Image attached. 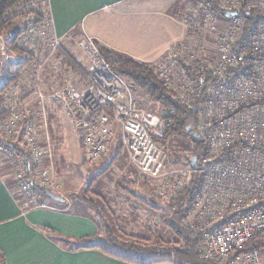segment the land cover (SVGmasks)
<instances>
[{"label":"built area","instance_id":"obj_1","mask_svg":"<svg viewBox=\"0 0 264 264\" xmlns=\"http://www.w3.org/2000/svg\"><path fill=\"white\" fill-rule=\"evenodd\" d=\"M202 3L194 14L204 17L206 31L213 34L222 27L217 58L198 56L203 49L199 40L189 46L180 42L164 55L172 59L173 74L160 64L158 76L164 87L175 91L173 98L189 109L198 108L192 132L201 138L204 151L197 159V170L168 167L167 150L151 133L169 110L155 114L140 109L133 88L113 71L93 40L76 42L88 59L80 83L57 89L53 98L80 131L88 167L106 156L119 128L132 163L144 178L155 182L158 198L169 200L189 184L193 171L199 172L201 180L184 221L202 237V260L264 264L263 248L245 249L253 238H264V0ZM40 6H45L43 19L32 23L35 17L30 14L23 25L19 44L30 48L24 50L35 61L4 105L9 114L0 122L4 140L0 155L12 167V178L26 202L47 208L43 189L58 193L63 180L45 166L35 111L19 97V88L27 95L42 91L43 70L57 68L54 56L64 45L46 1L33 0L29 8L33 12Z\"/></svg>","mask_w":264,"mask_h":264},{"label":"rangeland","instance_id":"obj_2","mask_svg":"<svg viewBox=\"0 0 264 264\" xmlns=\"http://www.w3.org/2000/svg\"><path fill=\"white\" fill-rule=\"evenodd\" d=\"M202 1L203 0H176L174 9L178 8L174 10V13L175 11L178 12V18L187 28V34L183 41H181V44L187 41V46H189L192 45L193 41L199 40L200 46L203 47V49L201 52H198L197 55L211 61L217 58V40L223 32L221 31V27L217 33H208V31H206L204 17L200 19L194 14V10L199 8V4L202 6ZM28 9H30L28 6H21L20 10L14 9L15 12L13 15L22 14L19 21L22 28L25 22H29L30 13H28ZM202 23H204V25H201ZM198 29H200L201 32H199ZM196 34L198 35L194 36ZM27 35H29V33ZM20 38L14 45L21 49L26 47L30 49L28 46L22 48L19 44V42L22 43ZM83 38L84 37L81 35H71L63 41V48L57 51V55L55 54L54 56V60H57L54 66L57 65V68L53 69L46 67L43 70L40 82L42 88L41 92L38 91L35 93V90L32 89L31 91L34 90L32 92L33 94L27 95L23 92L24 90H22V88H19V91L22 93L19 97L35 111L34 114L37 118L36 134H38L39 142L45 150V166L57 178L63 180V185L60 191H58V194L63 197L73 199V197L76 196H86L96 199V194H102L109 202L113 201L112 206L117 210V214L120 218H122V227L124 226L123 228L127 231L126 233H132V235H137L143 239L141 241L126 239L129 240V243L139 242L142 246L155 245L165 248L170 247V245L173 246L177 242L175 240L178 239L171 235H169L171 239L168 237V233L170 234V232L168 231L167 224L171 221L169 215L164 216V213L156 212L146 204V202H149V204L162 206L164 201L156 195V191L154 190L156 186L155 182L144 178L138 167L132 163L129 152L122 144L120 129H117L113 144L106 156L95 166L88 167L80 131L70 124L61 106L53 98V94L57 89L68 84H74L78 81L80 83V76L85 74L88 66V59L76 45V42ZM0 41V85L4 82L5 77L13 78L17 73L19 75L18 81L11 84L9 87L10 91L8 90L3 96L2 109L6 112V116H8L9 112L4 108V105L6 106L5 103L9 100L7 98L10 92H14L18 88L17 84L22 78L29 73L31 70L30 63H33L35 58H33L34 56L29 52L26 53L27 51L24 55H20V53L14 50L12 47V36H10L9 33L1 35ZM189 50H191V48H189ZM184 51L187 52V50ZM59 53L72 57L79 71L76 73L73 71L69 72L67 67L63 65L62 56L59 55ZM171 60V57L166 56L165 58L163 55L161 60L153 64L141 63L148 65L153 73L159 76L160 64H163V68L166 64L168 67L167 71L170 70L173 74L174 69L171 67ZM47 65L51 66V63L49 62ZM130 86L132 87V85ZM172 90H168L171 92V95L175 94V91ZM133 95L137 100L138 107L144 111L160 114L162 113L161 111L166 110V108L159 107V104L151 101L144 93L136 89L133 90ZM173 96L174 95H172V99L176 100ZM6 116H4V118H6ZM3 119H0V122ZM194 124H196V122ZM158 127L153 129V134L157 133ZM158 144L167 150L168 167L178 166L179 168H188L186 160L196 154L202 155L204 151L201 150L203 145L193 142L189 133H186V135L173 136L165 142L159 141ZM17 148H20V145L17 144ZM0 158L3 159V156L0 155ZM15 184L16 189L19 190L16 182ZM44 198L49 200L52 204L62 206V204L50 200L46 195H44ZM142 200L143 202H141ZM186 215L187 213L185 216ZM183 225L186 226L184 219ZM162 239H164L163 241H168L170 245L168 246L161 243L160 241ZM103 242L105 245L107 244L105 241ZM202 246V237H200L199 249H201ZM200 251L201 250H199V252ZM206 261L219 264L212 260Z\"/></svg>","mask_w":264,"mask_h":264},{"label":"crops","instance_id":"obj_3","mask_svg":"<svg viewBox=\"0 0 264 264\" xmlns=\"http://www.w3.org/2000/svg\"><path fill=\"white\" fill-rule=\"evenodd\" d=\"M47 2L62 41L81 35L147 64L161 60L187 34L174 13L176 0ZM63 198L62 206L49 200L47 208L28 204L16 189L12 167L0 158V264H133L98 248L71 251L64 239L95 240L101 230L85 205Z\"/></svg>","mask_w":264,"mask_h":264},{"label":"trees","instance_id":"obj_4","mask_svg":"<svg viewBox=\"0 0 264 264\" xmlns=\"http://www.w3.org/2000/svg\"><path fill=\"white\" fill-rule=\"evenodd\" d=\"M43 1H46L47 6V0ZM32 2L33 0H0V36L9 33L10 36H12V47L20 53V55H24L26 51L18 46L16 47L14 43L20 38L24 29L21 27V24H19L22 14L13 15L15 12L14 9L20 10L21 6L29 7ZM42 7L45 8V6H40L39 10L36 9L33 10V12L31 9H28V13L33 14V17H35L33 19L34 21L31 20L32 23H38L39 20L43 19L42 14L44 10L42 11ZM95 44L99 47L103 57L110 63L113 71L132 85L133 90L136 89L144 93L148 99L159 104V107L169 110L168 114L161 119V124L157 129V133L151 134L152 139L156 143L159 141L165 142L173 136L186 135L188 128L194 127L198 108L189 109L180 101L173 100L171 92L164 87L158 76L153 73L148 65L128 56L116 54L111 49L101 46L98 42H95ZM59 55L62 56L63 65L67 67L69 72L73 71L76 73L79 71L72 57L63 55L62 53H59ZM18 79L19 75L17 73L13 78L5 77L4 82L0 85V119L6 116V112L2 109L3 96L9 90L10 85L14 84ZM0 141H4L1 136ZM9 143L12 142L9 141ZM14 146L17 147V144H14ZM203 149L202 147L201 150ZM199 155L200 154H196L192 157L198 159L200 157ZM192 157L186 160L188 168H191L190 160ZM200 180L201 176L199 172L193 171L189 184L179 190L169 200H163L162 206L146 202L149 208H153L152 210L162 212L164 216L169 215L171 221L167 224L168 231L170 232V234L168 233V237L170 238L169 235H171L178 239L175 240L177 242L173 246L168 244V241H163L164 239L160 242L168 246L170 245V247L165 248L155 245L142 246L139 242L129 243V240L126 239H134L137 241L143 239L137 235H132V233H126L127 231L123 228L124 226L122 227V218H120L116 209L112 206L113 202L111 203L106 200L102 194H96V199L86 196H76L72 199L88 208L93 220L99 226L101 234H99L95 240L92 238L80 240L64 239V242L71 251L98 248L109 256L133 264H214L200 258V235L183 225V219L191 199L199 186ZM141 202H143V200ZM103 241L107 244L105 245ZM254 248L264 249V238H253L245 247L247 250Z\"/></svg>","mask_w":264,"mask_h":264},{"label":"water","instance_id":"obj_5","mask_svg":"<svg viewBox=\"0 0 264 264\" xmlns=\"http://www.w3.org/2000/svg\"><path fill=\"white\" fill-rule=\"evenodd\" d=\"M208 2H211L212 0H206ZM226 16H231L230 13H227ZM193 131V128L192 127H189L188 130H187V133H189L191 135V140L195 143H202V140L201 138ZM190 166L192 169L194 170H197L199 168V165L197 164V158L196 157H192L191 160H190ZM43 193L44 195H46V197H48L50 200L56 202V203H59V204H63L65 203V199L58 193H55L49 189H43Z\"/></svg>","mask_w":264,"mask_h":264}]
</instances>
